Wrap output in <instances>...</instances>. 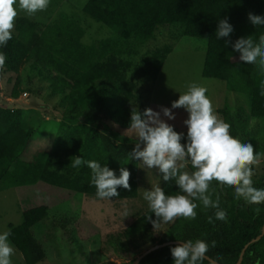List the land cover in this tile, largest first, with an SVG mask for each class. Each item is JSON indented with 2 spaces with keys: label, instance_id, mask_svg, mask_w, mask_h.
<instances>
[{
  "label": "trees",
  "instance_id": "trees-1",
  "mask_svg": "<svg viewBox=\"0 0 264 264\" xmlns=\"http://www.w3.org/2000/svg\"><path fill=\"white\" fill-rule=\"evenodd\" d=\"M83 11L113 30L114 36L86 44L85 29L70 16L64 15L58 23L43 28L27 17H18L12 39L0 48L7 57L0 76L10 73L16 77L12 98H18L23 81L27 88L31 77H37L59 98L63 113L70 120L61 122L54 132L34 137V131L25 124L22 109L0 105V192L43 184L66 190L70 195L79 192L96 197L95 186L90 183L91 170L86 165L70 166L71 158L81 155L117 172L120 167L129 169L130 190L118 188L120 195L110 200L138 198L139 161L128 155L138 138L127 128L131 111L145 109L141 85L154 92L173 52L175 42L150 47L163 28H176L181 36L207 43L203 77L223 82L229 91L246 95L250 103L248 109L242 105L233 108L226 102L218 112L231 125L232 136L252 143L254 152L262 148L251 136L250 122L264 118V96L260 95L264 69L240 62L231 42L249 35L258 40L264 35V27L255 28L248 20L249 13L264 16V0H88ZM224 18L234 28L228 44L227 38H215L218 21ZM106 130L123 141L117 142ZM193 170L190 164L183 169ZM253 185L264 188V173ZM161 187L168 195L178 191L171 180H162ZM209 191L213 200L219 196V207L227 213L226 221L215 220L216 210L197 200L195 219L177 217L154 229L145 218L151 215L155 219L148 209L123 232L122 245L139 252V256L158 244L202 239L210 246L206 256L219 264H236L248 245L241 264H257V260L264 264V235L251 243L262 233L264 203L248 204L236 199L234 188L219 185L215 180ZM50 214L49 206L33 205L23 212L21 224L9 225V240L22 254L25 264L45 260L46 251L35 238L33 228ZM210 216L213 223H209ZM213 242L215 247L211 246ZM175 245L152 251L139 264H173L170 247ZM202 264L210 262L206 259Z\"/></svg>",
  "mask_w": 264,
  "mask_h": 264
},
{
  "label": "rangeland",
  "instance_id": "rangeland-1",
  "mask_svg": "<svg viewBox=\"0 0 264 264\" xmlns=\"http://www.w3.org/2000/svg\"><path fill=\"white\" fill-rule=\"evenodd\" d=\"M87 1L50 0L45 10L31 16L24 10L17 9L14 28L18 17H27L43 28L58 23L61 17L67 15L79 21L85 29L83 42L86 44L114 36L113 30L84 13ZM172 34L175 35L173 39ZM165 42H175L174 49L158 77L154 92L145 86L140 87L145 108L159 111L160 106L171 107L179 94L185 92L190 83L195 82L207 89L206 95L219 118L223 119L218 110L226 102L233 108L242 105L249 109V98L246 95L235 94L223 82L203 77L207 47L205 41L181 36L176 28H163L158 39L150 43V47ZM23 78L27 79L26 74ZM15 80L16 77L10 73L0 76V105L9 109H22L25 124L34 131V137L47 131L54 132L61 122H70L67 119L69 115L63 113L59 98L43 86V82L37 77H31V84L27 88H24L26 84L23 81L18 98H12ZM173 111L175 119L167 122L174 126L175 131L186 133L183 121L187 118V112L183 108ZM250 125L251 136L262 147L259 151L264 152V118L252 119ZM105 132L117 138L110 131ZM116 140L123 141L121 138ZM263 173L264 158L253 165V183ZM137 181L139 196L128 201L104 200L79 192L70 195L66 190L43 184L8 188L0 192V231L8 230L10 224H21L23 212L27 208L47 205L50 207V217L33 228L35 238L42 244L47 255L39 264H129L138 257L139 252L129 251L122 245L123 232L136 221L138 215L149 209L147 201L143 199V190L157 184L161 187L162 177L156 169L146 168L139 162ZM125 210L127 216L123 215ZM11 261L12 264H25L22 254L15 247Z\"/></svg>",
  "mask_w": 264,
  "mask_h": 264
},
{
  "label": "clouds",
  "instance_id": "clouds-1",
  "mask_svg": "<svg viewBox=\"0 0 264 264\" xmlns=\"http://www.w3.org/2000/svg\"><path fill=\"white\" fill-rule=\"evenodd\" d=\"M50 0H0V48L12 39L14 18L17 9L24 10L28 15L45 10ZM249 22L255 27H264V16L249 13ZM233 25L228 18L220 19L215 31L216 40L227 38L230 43ZM234 52L239 53V61L249 65H259L264 69V35L254 40L252 35L239 37L231 42ZM6 54L0 51V69L6 62ZM207 89L195 82L187 86V90L179 94L171 107L160 106L156 111L145 108L143 112L133 109L127 130L133 131L137 142L128 153L131 160H137L144 167L156 169L162 180L173 181L178 191L168 195L158 184L143 190V199L147 201L151 215H146L153 228L163 223L173 222L177 217L195 219L200 201L204 207L215 209V220L226 221L227 213L219 207V196L215 200L209 191L213 180L219 185L234 188L235 198L243 199L248 204L264 203V188L253 185V165L264 158V152L255 151L252 143L241 142L230 134L231 125L218 117L214 111ZM260 95L264 96V80L260 83ZM183 108L187 118L183 124L184 132H177L167 121L175 119L173 109ZM166 118V119H164ZM184 143H181V141ZM194 169L183 171L186 165ZM86 165L91 170V185L95 186V195L99 199L110 200L120 195L118 188L130 190V171L127 167L117 170L107 164L101 165L97 160H85L81 155L71 158L70 166L80 168ZM261 209L256 208L259 213ZM123 215L127 216V210ZM213 223V217L208 218ZM11 230L0 231V264H12L11 255L14 247L9 237ZM170 247L173 264H202L212 258L206 256L209 243L202 239L177 240ZM212 247H215L213 242ZM257 264L260 261L257 260Z\"/></svg>",
  "mask_w": 264,
  "mask_h": 264
},
{
  "label": "water",
  "instance_id": "water-1",
  "mask_svg": "<svg viewBox=\"0 0 264 264\" xmlns=\"http://www.w3.org/2000/svg\"><path fill=\"white\" fill-rule=\"evenodd\" d=\"M0 99H1V95H0ZM263 235H264V226H263L261 235L258 236L256 239L252 240L251 243L259 241L263 237ZM177 243H178V241H171V242H166V243H163V244H158V245H155L153 247H150L149 249L144 251L141 255H139L132 264H139L140 261L144 257H146L149 253H151L152 251H154L156 249L162 248L164 246L172 245V244H177ZM247 247H248V245L243 249V251H242V253L240 255V258H239V260H238V262L236 264H241L242 263L243 257H244V253H245V250H246ZM212 261L214 262V264H219L216 261H214L213 259H212Z\"/></svg>",
  "mask_w": 264,
  "mask_h": 264
}]
</instances>
